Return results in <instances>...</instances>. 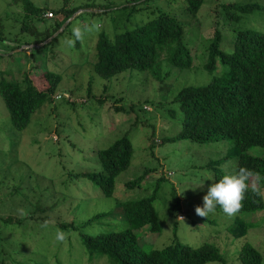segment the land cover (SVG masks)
Returning a JSON list of instances; mask_svg holds the SVG:
<instances>
[{
	"label": "rangeland",
	"instance_id": "obj_1",
	"mask_svg": "<svg viewBox=\"0 0 264 264\" xmlns=\"http://www.w3.org/2000/svg\"><path fill=\"white\" fill-rule=\"evenodd\" d=\"M31 1L53 10L79 9L55 30L63 14L33 16L24 13L19 1L0 0V79L22 85L28 77L42 90L44 73L52 71L61 77L54 95H63L45 102L23 130L12 126L0 96V264H115L107 255L96 254L89 260L81 234L127 226L120 203L151 195L161 174L164 179L153 202L161 230L155 233L147 226L134 230L139 248H162L176 236L182 243L216 246L224 263L206 264H241L237 253L248 242L262 252L264 264V209L228 216L218 205L207 217L195 212L215 181L208 162L225 155L229 142L164 141L180 129L182 113L174 96L184 86L202 85L211 78L198 62L213 28L221 33V49L230 51L237 30L264 31V0H203L195 16L186 13L184 0ZM227 3H256L257 7L227 18L222 8ZM159 11L183 23V42L192 65L181 68L165 61L157 75L152 69L158 65L123 71L109 79L98 76L93 70L98 34L112 37ZM83 23L92 27L91 32L69 47L65 41L75 39L73 27ZM48 33L52 35L35 43ZM118 97L123 101L116 104L123 110L115 111L113 100ZM131 104L133 110H129ZM124 135L133 148L130 164L115 178L114 194L105 197L96 183L74 174L98 171L97 151ZM150 138H155L152 147ZM256 150L260 149L250 152ZM235 163V159L222 162L221 176L236 171ZM151 168L156 172L150 171L137 186L126 187V182ZM173 188L181 201L179 207L173 206ZM19 209L27 215L22 216ZM109 211V216L86 223L94 214ZM236 218L249 224L244 237H233L226 230ZM45 221L47 228L41 226ZM69 223L76 229L60 226ZM57 229L66 234L63 243L54 241Z\"/></svg>",
	"mask_w": 264,
	"mask_h": 264
},
{
	"label": "trees",
	"instance_id": "obj_2",
	"mask_svg": "<svg viewBox=\"0 0 264 264\" xmlns=\"http://www.w3.org/2000/svg\"><path fill=\"white\" fill-rule=\"evenodd\" d=\"M16 1L21 2L24 13L33 16L42 17L48 11L53 14H63L64 17L56 23L55 30L79 9V7H60L53 10L38 7L31 0ZM184 2L186 13L195 16L203 0H184ZM256 7V3L222 5L227 18H235ZM52 33L44 35L35 43L44 41ZM183 33V23L175 15L163 11L153 14L151 18L132 29L115 33L112 37L100 32L95 44L96 60L93 70L98 76L109 79L123 71H143L152 69L155 65L159 67L152 69V73L157 75L161 70L160 65L165 61L181 68H189L192 65V58L190 50L183 42ZM211 36L205 55L198 62L199 67L211 78L202 85L184 86L174 96V102L178 103L182 113L180 129L175 136L164 138V141L189 139L202 143L226 140L229 144L225 155L208 162L214 172L213 179L218 181L222 178V170L219 169L222 162L235 159L236 171L240 167L252 170L255 174H259L260 185L264 187V31L252 28L237 30L230 51L221 49V33L218 28H213ZM15 48L16 45L11 47V49ZM44 76L46 86L42 90L28 77L22 81L25 85L0 79V96L14 128L25 129L31 115L45 102L51 101L53 96L55 99L63 98L61 93L54 95L56 86L61 80L60 75L46 71ZM102 100L103 98H98L99 102ZM113 101L115 111L123 110L117 105L123 101L122 97ZM129 108L133 110V105L131 104ZM154 141L155 138H150V147L153 146ZM253 148L260 150L251 153ZM132 150L130 139L124 135L107 148L97 151L100 163L98 171L74 175L93 181L98 185L103 196L111 197L114 194L115 178L129 166ZM156 170V168L144 169L137 178L126 182V187L137 186L150 171L156 172ZM163 179V174L158 176L151 195L127 199L120 203L127 226L94 235L81 234L89 260L94 259V255L97 254L107 255L115 264L224 263V258L216 246L208 242L199 245L182 243L176 236L169 245L162 248L146 251L139 248L134 230L144 226L155 233L161 230L159 215L153 202ZM171 195L173 206L179 207L181 201L175 188L172 189ZM263 209V198L255 196L249 190L239 212ZM110 213V211L96 213L87 219L86 223L109 216ZM60 226L76 229L73 223ZM248 229V223L236 218L226 230L230 235L238 238L244 237ZM237 258L241 264H263L262 252L248 242L241 245Z\"/></svg>",
	"mask_w": 264,
	"mask_h": 264
},
{
	"label": "clouds",
	"instance_id": "obj_3",
	"mask_svg": "<svg viewBox=\"0 0 264 264\" xmlns=\"http://www.w3.org/2000/svg\"><path fill=\"white\" fill-rule=\"evenodd\" d=\"M48 12L44 14V17L50 18L46 16ZM94 27L98 28L99 25H94ZM91 30L92 27L87 23L77 25L72 29V35L75 39H68L65 43L69 47H73L76 41H82L85 38V35L91 32ZM56 97L58 98V96ZM209 179L212 178L210 177ZM260 180L261 177L259 174H255L252 170L246 167H240L237 171H234L231 174L223 175L221 179L214 181L210 185L206 195L203 196V205H198L195 208L196 214L201 217H207L209 213L215 211L218 204L221 206L225 214L228 216H234L242 208L243 201L249 190L255 196L264 198V187H261ZM18 211L22 216L27 215V212L24 209H19ZM179 218L184 219L183 217ZM41 226L47 228L48 222L45 221ZM65 240L66 234L62 230L57 229L54 241L63 243Z\"/></svg>",
	"mask_w": 264,
	"mask_h": 264
},
{
	"label": "built area",
	"instance_id": "obj_4",
	"mask_svg": "<svg viewBox=\"0 0 264 264\" xmlns=\"http://www.w3.org/2000/svg\"><path fill=\"white\" fill-rule=\"evenodd\" d=\"M46 16H48V17H52V13H51V12H48V13L46 14Z\"/></svg>",
	"mask_w": 264,
	"mask_h": 264
},
{
	"label": "water",
	"instance_id": "obj_5",
	"mask_svg": "<svg viewBox=\"0 0 264 264\" xmlns=\"http://www.w3.org/2000/svg\"><path fill=\"white\" fill-rule=\"evenodd\" d=\"M31 47V46H30Z\"/></svg>",
	"mask_w": 264,
	"mask_h": 264
}]
</instances>
